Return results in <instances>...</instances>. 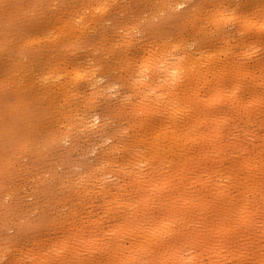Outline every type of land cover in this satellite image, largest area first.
<instances>
[{
	"label": "rangeland",
	"instance_id": "rangeland-1",
	"mask_svg": "<svg viewBox=\"0 0 264 264\" xmlns=\"http://www.w3.org/2000/svg\"><path fill=\"white\" fill-rule=\"evenodd\" d=\"M233 11L235 12L237 20L235 22H229V16ZM185 32L191 37V40L188 41L189 43L192 41L196 42L195 48L190 49L188 52L191 58V62L188 64L191 68H188V71L190 72L192 69L191 73L195 75L196 72L194 70H196L197 67H195L194 64H197L196 66L199 67V70H196L198 73L196 76L199 77L198 81L195 79L196 84L194 80L192 81V78L189 77V79L191 78L190 82L192 81L189 89L194 87V94L197 93V95L193 94L194 97L199 96V99H201L200 101L198 97L192 98L194 102L198 99L201 104L200 102L197 104L201 106L202 103L206 101V98L203 97H208L209 95L205 96V94H208L210 91L214 94L216 90H218L216 92H220L222 91L221 89L224 88L222 93L224 92V95L227 94L223 100L222 98L219 100L221 103L217 100L220 104L214 102L216 106L218 105L217 107L212 104L218 108V112L217 110L214 112L212 106L209 110L205 111L206 109L204 106H206L207 109L209 106L203 103L204 106L202 105L201 109L204 107L205 113L203 110H198L197 115L198 113L200 116H202V113L207 115V112L211 109L213 112L209 113V120L211 117H219L221 119L223 117L225 122L223 123L226 126L224 124L222 125V123L220 124L221 129H219V132L222 133H218V137H221L224 133V136L221 137L222 141L223 143L225 142V144L228 142L230 145H223L222 142L220 143L221 139L218 138L219 142L218 140H216V142L221 144L225 150L216 155L213 150L214 147L211 146L213 143L210 144L209 141L212 140L209 138H213L216 135L211 132L212 130L209 132V140L207 139L208 136L206 139L203 138V142L198 141L199 146L196 143L197 141L192 143L191 139L187 142L188 144H183L184 148L182 152H184L185 148L187 149V145H191L189 149H187L188 152L186 151L190 156L192 154L199 156L197 154L198 151L200 154H204L205 151L203 152V149L208 150L205 153L207 155H204V157L202 155L200 156L201 158L196 159L197 162L198 160H202L199 161L201 162L199 165H203V163L208 165L209 163V166L213 169L209 166L207 168V166L204 165L203 167L205 168L202 169L200 166L201 170L199 169L200 167L197 168L200 171L195 169L197 171L194 170L195 172H192V180H189L191 176L188 174V178L187 175L185 177L179 175L178 179H181V181L185 183L184 185H181L182 183L180 184L176 176L170 181L173 183L175 181V184L177 182L179 183L178 186H176V190L180 186L178 193L182 192L180 189L185 188L190 190L193 185L192 188H195L194 190L183 191V193H186L184 197H193V200L195 199L194 201L198 202L199 200L201 202L198 203L201 204L203 202L202 205H208V211L211 213H207L206 207L202 206L201 209L200 206H198L199 209L202 210L198 211L196 210V206H193L189 209V213L201 212L202 215L199 216L202 217L198 222L201 220V222H203L205 219H208L207 223H205L206 220L204 222V224L207 225H203L202 227L200 226L202 223L199 222L194 225L193 223H188L190 226H180L178 224L179 227L174 224L172 227L177 234L173 232L172 235L177 238H175L176 240H179L178 242L180 243L178 245H184L181 247L182 254L180 257L182 262L184 259H188L184 261L183 264H254V262L256 264L257 258H254L258 257V253H260L258 259L262 260L260 257L264 256L262 253L264 251V229H262L264 228V218L262 219L259 217H263L264 215V0H0V264H98L99 262H103L102 264H104V261L106 263L109 260L115 262L113 258H120V260L117 259L118 261L116 260V262L121 261V264H160V261H167L162 257L164 251L160 252L161 248L157 254H147L146 257L143 253H129V250L127 251L123 248L114 249L112 248L114 247L112 245L113 242L108 243L113 239L114 227L119 225L117 224L114 226L111 223H119V220L125 223L126 217L129 215L128 204L139 199L137 198L140 197L139 193L145 194V190L142 188L143 186L137 187V185H142L143 182H147L148 176H140L139 174L135 176V174H133V178H137V181L139 179L138 183L135 182L136 180L134 183L131 180L132 176L128 174L126 177L119 168L127 166L126 160L128 161L129 155H131L133 150L135 151V149H138L139 146H136L135 140H139V138L142 139L147 134V136H149V134L151 135L149 132L154 131L156 128L154 126H157L153 124H157L155 118H157V114L161 113L164 109L161 108L162 110L159 109L160 111H155V113L158 112L155 114L154 109H156L155 106L157 107L159 102H155V105V103L152 102L153 100L149 99L147 103L144 104L147 100V97L144 95L151 90H149L146 85L147 81V83L150 82L149 87L152 86L151 88H153L154 86L156 92L159 91V84H154V81L146 79V76L145 79L144 77L137 76L135 82H122L119 87L114 83L104 84L102 79L104 75L101 70L102 66L96 65V60L99 58L100 54L103 53L105 64L108 62L124 64L131 61L134 66L138 68L139 64L137 62L142 63V60L144 62L145 59H151V56L155 57V54H159L161 50H164L165 46L167 47V41L169 39L176 41L187 39L184 35ZM146 37H151V39H146ZM152 53H154V55ZM206 57L207 60L209 58L211 61H207ZM210 57H213L214 61ZM194 58H200V61H192ZM200 63L204 64V66ZM231 63L233 64V69ZM213 65L216 66L213 67ZM193 66L195 69L192 68ZM230 67L234 71H232ZM226 68L230 70L229 76L227 74V76H225L224 71H228ZM211 69H214L213 71L215 73L211 72ZM220 70L223 71L221 73L224 74L225 79L221 78V80L217 77L218 74H216V71L219 72ZM190 75L189 73V76ZM194 75L193 79L195 78ZM236 78L239 79L237 80ZM141 79H144L145 83ZM233 80H235V83ZM90 81L91 83H89ZM228 81L231 82L228 83ZM224 83H226V85ZM92 84H95L97 93L103 92L109 96L120 97L119 106L114 105L111 111H104L96 105H92L88 109H85L84 105L86 101L82 98L81 85H88L89 95H94ZM220 84H223L222 88H220ZM231 85L235 88H231ZM126 86L129 90L123 91ZM155 86L157 88H155ZM171 88L173 89L174 87ZM172 89H170L171 92ZM195 89L199 91L197 92ZM212 89L214 91H212ZM170 90L164 92L166 94H163L162 97L174 95L171 94ZM183 91L186 92L189 90L177 89L179 94L181 92L183 93ZM156 92L155 94H158L157 96L151 92L152 98L154 99L155 96L156 98H161L160 92ZM204 99L205 101H202ZM150 102L151 105L154 104L153 107L149 105ZM140 103L144 106L143 108L147 107L146 109L150 110H146V112L145 109H143V111ZM163 103L166 105L165 102ZM160 105L161 104H159L158 108H160ZM198 105H193V107L195 106L194 110H197L196 107L199 108ZM151 109L153 112H151ZM149 111L154 114L153 117H151L152 115ZM159 117L157 119H159ZM15 119L16 122H14ZM147 120L148 123H150V120L154 121L150 123L149 130L151 131L146 130L145 126L149 125L146 122ZM152 124L154 127L153 129L151 128ZM148 128L149 127H147V129ZM212 129L214 131V127ZM233 133L234 135H232ZM196 138L200 139V137ZM215 139L217 138L215 137L213 142H215ZM229 139H232V141L236 140L237 143H234V145L237 147L232 145V143L228 141ZM205 141H207L208 144ZM200 142H202V145ZM134 145L137 148H135ZM193 147H197L198 149L196 148V150ZM238 147L240 150L237 149ZM209 148L213 151H210ZM200 150L202 151L200 152ZM239 154L242 155L240 156ZM205 156L206 158L208 157L206 160H204ZM210 156L213 157L209 158ZM219 156H223L222 158L224 159L220 158L218 160ZM244 156L247 158V160L244 158L247 162L246 169L240 166V162L244 161ZM191 157H193V155ZM241 159L242 161H240L238 165V160ZM253 165L256 166V168ZM231 168L232 172L230 171ZM240 168H242V170ZM259 168H261L260 170L263 171V174L260 173ZM113 169L119 171V173L117 171L115 172ZM205 169L209 174L206 175L204 173V175H201L203 174L201 171ZM228 171H230L231 176L233 174L232 177L237 175L234 181L236 185L233 184V181V185H230L227 179H224L227 177L226 175H229L227 174L229 173ZM251 171L252 173H249ZM197 172L200 173V176H203L200 180H205V184L203 183L200 185L199 181L195 182L199 180L196 179V177L198 178L199 176L198 174L194 177V173ZM253 173H255V175ZM219 174L220 176H218ZM243 174H245L246 177ZM108 177H110V179ZM103 178H106V180ZM237 178H239V180H237ZM255 179L258 180L261 187L256 189L257 186H254V190L252 186L257 182ZM211 180L215 181V184H213ZM249 180L250 182L253 180V182L250 183ZM216 182L218 184L220 183V185L217 186L218 184ZM241 182L243 184L240 186L239 183L241 184ZM171 183L170 185L173 186ZM221 183H225V185L229 184L228 190L227 188L226 190H221L220 188H224ZM144 184L147 185V183H143V185ZM246 184L252 185L247 186ZM216 186L218 188H215ZM135 187L142 188L144 191L141 192L139 189L140 192L138 190L134 191L137 189ZM246 187H248V189ZM172 189L171 193L173 194L174 192L176 195L177 191L175 187L173 186ZM200 189L202 195L201 191H199ZM195 192H198V194H195ZM183 193L181 195H183ZM187 193L190 194L188 195ZM232 193L234 195H232ZM191 194L197 196H191ZM114 195L117 196L115 197ZM155 195H153L155 197L151 195L149 197L150 202L147 203L153 211H156V204L159 205V202H163L162 196H164V193L163 195L160 194V198L157 197L159 194ZM200 195L204 196L201 198ZM207 195L210 196L208 197ZM240 195L241 197L243 196V198H241ZM178 196L175 199L179 201ZM215 196H219L223 199L219 197L216 198ZM230 198L233 199V201H231ZM108 199L110 200L108 201ZM254 199H256V202L258 201L257 204ZM112 200L114 201L112 202ZM126 200H128V204H125ZM158 200L159 202H157ZM224 200L227 204L224 203ZM243 200H245V203L241 204L240 202ZM210 202L211 204H207ZM233 202L235 204H232ZM228 203H230L229 205L231 206H229ZM211 205H213V207ZM232 205L236 208L242 207V209L240 208L242 211L239 212V209H236L234 206L236 211H233ZM240 205H244L246 209ZM149 206L145 207L149 209ZM214 206H216L217 209H215ZM227 206L228 208H226ZM253 206L258 207L257 210H255ZM121 207H124L126 210L128 209V214L126 213L127 216ZM194 207L195 210L193 209ZM221 207L224 208L222 209ZM218 208L220 211L217 212V210H219ZM247 208L251 209L249 211H251L252 214L249 213ZM259 208L260 210L262 209L261 212ZM111 209H115V211H111ZM125 209L124 211L126 212ZM212 209L213 212L215 211L219 215L213 213ZM230 210H232V214ZM245 210L248 213H244ZM131 212L133 211L131 210ZM256 213H258V215ZM139 214L141 216L143 213ZM238 214H240L239 217ZM130 215L129 217H131ZM193 216L189 215V218H193ZM203 216H205V218ZM206 216L209 218H206ZM242 216L245 217V220H243ZM247 216L252 217L249 218ZM123 217H125V220ZM222 217H224V219ZM139 218L140 220L142 219L141 217ZM238 219L245 222L248 219L247 221H250L252 224L254 221L255 222L247 228V222L242 223ZM256 219L259 220L256 221ZM127 220L130 219L128 218ZM211 223H213V226ZM197 224H200V227H198ZM206 226H210V230L206 228ZM199 228L204 232L205 229L209 230L208 233L211 232L209 235L210 240H207L208 244L206 246L202 243L204 242L202 241L203 239L199 238V233L203 232L200 231L201 229ZM260 231L262 232L260 233ZM238 232L239 235H245L247 233L246 235H249L250 238L243 235L244 240H242L243 237L241 236L242 239L240 238L241 241L238 242L240 240V236L237 234ZM123 234V238H120V242L122 243L124 236L126 240L123 241V244H120L123 246L127 245L128 247L130 238L128 239L127 235L125 233ZM233 234H237V238H235L236 236ZM196 235H198V237ZM230 235L235 238L234 241L230 238ZM258 236L260 237L258 238ZM90 237L93 239L95 238L96 241L97 239L99 240L97 242L93 240L92 242ZM220 237H228L231 243ZM211 238H214V240ZM246 238H249V240ZM108 239L110 240L108 241ZM223 239L226 242H223ZM236 239H238V241H236ZM100 240H106V244L104 242L106 246L102 245V241V244L100 246L98 245L99 247L97 248V244L101 243ZM256 240L258 243H254ZM252 241L253 244L258 245L251 244ZM259 241H261V244ZM94 242L96 245H94ZM249 242L251 245H249ZM91 243H93V245ZM224 243H226V245L228 243L230 246L228 245L226 248L224 247ZM233 243L237 245V247ZM241 243H246V245H242ZM201 244H204V246ZM221 244H223V247H221ZM204 247L207 248L205 249ZM243 247H246V249L243 250ZM257 250L258 252L255 254ZM122 251H125L124 254L129 253L131 255H121ZM154 251H156V249ZM229 251L231 252L229 253ZM232 252H234L233 255ZM252 252L255 255L254 257L248 255ZM159 253L160 255H158ZM244 255H246L247 258ZM187 256H191L192 258ZM241 256H243L244 259H242ZM251 258L254 261L253 263ZM192 261H194V263H192ZM163 262L161 264H168V262Z\"/></svg>",
	"mask_w": 264,
	"mask_h": 264
},
{
	"label": "bare ground",
	"instance_id": "bare-ground-1",
	"mask_svg": "<svg viewBox=\"0 0 264 264\" xmlns=\"http://www.w3.org/2000/svg\"><path fill=\"white\" fill-rule=\"evenodd\" d=\"M175 3V2H174ZM172 5V4H171ZM173 10V9H172ZM220 11V10H219ZM221 14V13H220ZM211 16V15H210ZM224 17V16H223ZM79 18V17H78ZM214 18V17H213ZM224 19V18H223ZM76 21V20H75ZM220 21V20H219ZM217 23V22H216ZM205 24V23H204ZM224 24V23H223ZM200 25H202V24H200ZM65 26V25H64ZM9 27V26H8ZM59 27V26H58ZM80 28V27H79ZM58 35V34H57ZM236 39V38H235ZM6 41V40H5ZM164 41V40H163ZM165 42V41H164ZM165 44H166V42H165ZM162 45V44H161ZM244 45V44H243ZM166 47V46H165ZM165 47H164V49H165ZM40 48V47H39ZM12 51V50H11ZM159 52V51H158ZM209 52H210V50H209ZM157 53V52H156ZM163 53V50H161L160 52H159V54H162ZM202 53V52H201ZM205 53V52H204ZM216 53V52H215ZM215 53H214V55H215ZM153 55H154V53H152ZM218 54V53H217ZM1 55V54H0ZM156 56L158 55V53L157 54H155ZM199 55V54H198ZM208 55H209V53H208ZM211 55V54H210ZM151 56V55H150ZM206 56V55H205ZM217 56V55H216ZM1 57V56H0ZM208 57V56H207ZM207 57H206V60H207ZM220 57V56H219ZM146 58V57H145ZM151 58H154L153 56H151ZM212 60H213V57H210ZM191 59V58H190ZM200 58H198V59H195L194 58V60H192V61H195V60H199ZM219 59V58H218ZM140 60V59H139ZM208 60L209 61H211L209 58H208ZM207 60V61H208ZM220 60V59H219ZM127 61V60H126ZM196 61V62H197ZM200 61V60H199ZM204 61V60H203ZM214 61V60H213ZM190 62H191V60H190ZM195 62V63H196ZM234 62V61H233ZM142 63H143V60H142ZM211 64H213L212 62H210ZM219 63V62H218ZM240 63V62H239ZM194 64V63H193ZM201 64V63H200ZM232 64V63H231ZM237 64V63H236ZM261 64V63H260ZM192 65V64H191ZM197 65V64H196ZM195 64H194V66L195 67H197V69L199 68L198 66H196ZM199 65V64H198ZM202 66H204V64H201ZM206 65V64H205ZM207 65H209V64H207ZM218 65V64H217ZM222 65H224V64H222ZM244 65V64H243ZM192 67V68H194L195 69V67ZM216 66V65H215ZM214 65H213V67H215ZM247 66V65H246ZM263 66V65H262ZM1 67V66H0ZM212 67V68H213ZM222 67V66H221ZM219 68V69H222V68ZM228 67V66H227ZM236 67V66H235ZM235 67H234V69H235ZM239 67H240V65H239ZM239 67H237V68H239ZM243 67V66H242ZM164 68H168V66L167 65H164ZM188 68L190 69L191 68V66H188ZM206 68V67H205ZM217 68V67H216ZM259 68H262V67H259ZM188 69V70H189ZM196 69V70H197ZM225 69V68H224ZM226 69H228V68H226ZM230 69H231V67H230ZM232 69H233V64H232ZM231 69V70H232ZM254 69V68H253ZM78 70V69H77ZM196 70H194L195 72H196V74L198 75V73H197V71ZM199 70V69H198ZM212 70V71H211ZM210 71L211 72H214L213 70L214 69H211ZM237 70V69H236ZM235 70V71H236ZM255 70V69H254ZM57 71V70H56ZM79 71V70H78ZM157 70H153V72H151V73H147L146 74V79H149L150 81H154V77H155V79L158 81V79H159V77H157V76H155V72H156ZM191 71H192V69L190 70V72L189 71H187V75L185 76V78L183 79V81L182 82H180V83H178L177 85H175V86H173L174 88H176V89H172V88H169L168 90H170V89H172V92H171V90H170V92H171V94H174V95H172V96H174V97H172L171 95V97L169 96V95H167V97H162V95L163 94H166V93H159V91L158 92H156V93H159V94H161V98H156V96L158 95H156L155 94V92L153 91V89H154V86H153V88H151V87H149L150 85H149V83H147L146 82V85L148 86V89L150 90V92L148 91V93L146 92V94L144 95L143 93V95L145 96V97H147L146 99V101L144 102V104L145 103H147V101L149 100V99H151V100H153L152 102L153 103H155V102H159V104H163L162 106L160 105V108H158V106H159V104H157V107L155 106V108L157 109H154V113H155V111H158L159 109L160 110H162L161 108H163L164 110L163 111H161V113H159V114H157L158 115V117H159V115H160V117H159V119H157V118H155L157 121H156V123L157 124H155V123H153L154 125H157V126H154V127H156L155 129H154V131H151V130H149L150 129V123H152V122H154V121H151L150 120V123H148V120L146 121L149 125H147V126H145L146 127V130H149V131H151V132H149V133H151V135L149 134V136H147V135H145L144 136V138H142V139H140L139 137V140H135V142H136V146L138 147V149H135V151L133 150L132 152H131V155H129L128 153V155H129V157H128V161L126 160V164H127V166H122V168H119L120 170H121V172H123L122 174H125L126 175V177H127V175L129 174L130 176H132V178H133V174H135V176H137V174H139L140 176L141 175H146V176H148V178H147V182H143V183H147V185H143V183H142V181H141V183H142V185L141 184H138V185H140V186H138L137 185V187H142V188H144V190L142 189V188H137V187H135V188H137V189H135L134 191H136V190H141V192L142 191H144L145 192V194H141V193H139L140 195V197H137V198H139V199H137L136 201H134V202H131V203H129L128 204V200H126V202H125V204H128L129 205V215L131 216V217H129V215H128V217H126L127 215H126V213H127V211H128V209L126 210L124 207V209L126 210V212L124 211V209L121 207V209L123 210V212L125 213V217H126V222L124 223V222H121V220H119V223L118 222H116V224H114V223H111V224H113L114 226H116L117 224H119V225H117L116 227H114V229H113V231H114V234H113V239H112V241L110 242L109 240L110 239H108V243H112L113 242V246L114 247H112V248H114V249H119V248H123V249H126L127 251L129 250V253L131 252H138V253H143L144 255H146V257H147V254H152L153 255V253L154 254H157V252H159V249H160V252L161 251H164V255L162 256L163 257V259H165V260H167L166 262H168V264H183L184 263V261H187V259L185 260L184 259V261L182 262V260H181V254H182V249H181V247H183V246H181V245H178L180 242H178L179 240H176L177 238L174 236V235H172V233L174 232L175 233V230H174V228L172 227L174 224H176L177 226H181V225H185V226H188L190 223H193V225L195 224V223H202V225H200V226H202L203 227V225L205 226V225H207V224H204V222H205V220L203 221V222H201V221H199L198 222V220L199 219H201V217L202 216H199V215H202L201 214V212L199 213L198 211H202L201 209H202V204H203V202H202V204L201 203H198V202H201V201H199L198 200V202H196V201H194L193 200V197H184V196H186V195H184V194H186V193H183V191H188L187 189H180V190H182V192H180V193H178L179 192V188H180V186L178 187V189L176 190V186H178V182L175 184V181H174V183L172 182V181H170L171 179H173V177H175L176 176V178L178 179V176L179 175H181L182 177L184 176H186L187 174L189 175V176H193V173L192 172H195V171H197V170H201V167H202V169L203 168H205V167H203V165L204 166H207V168H208V166H209V163H208V165H205L204 163H203V165H199L201 162H199V161H202V160H198V162H197V159H199V158H201L200 156H202L203 155V157H204V155H207V154H205L208 150H204L203 149V152L205 151V153L204 154H200L199 153V151L197 152V154L199 155V156H197V155H194V154H192L193 155V157H191L190 155H189V153H186V151H187V149H189V146H191V145H187V149L185 148L184 149V152H182V150H183V148H184V146H183V144L184 143H186V144H188L187 142H189V139H191L192 140V143L193 142H196L197 144H198V141H202L203 142V138H205L206 139V137H207V139L209 138V132L211 131L212 133H215L216 135L219 133V134H221L220 132H219V129H221V127H220V124L222 123V125L225 123L224 122V120H223V117H222V119L221 118H210V120H209V113H211V112H215L216 110H217V112L219 111L218 110V108H216L217 106H216V104L215 103H217V104H220L221 102L219 101V100H221V98H222V100H223V98H225L226 97V95H224L223 93H222V91H223V89H221L222 91H220V92H216V91H218V90H216L215 92H214V94L212 95L210 92V94L208 93V94H205V96L207 95H209L208 97H203V98H206V101H205V99L204 100H202V101H205V102H203L204 103V105H208L209 107H208V109L206 108V106H204L203 105V103H202V105L205 107V111H207V110H209V108L212 106V108H213V111H211V109H210V111L209 112H207V115L206 114H204L205 113V111H204V107H202V109H201V106H199L197 103L198 102H200L201 101V99H199L200 97L199 96H197L198 97V99L200 100V101H198V99L194 102V99H192V98H197L196 96L194 97V95L196 94L197 95V93H195L194 94V91H193V89H194V87L192 88L191 87V89H189L190 88V86H191V82L194 80V83L196 84V81H195V79L198 81L199 80V77L198 76H196V74L194 75L193 73H191ZM201 71V70H200ZM204 71H205V69H204ZM229 69H228V71H226V72H228V73H226L225 71H224V73H225V76H227L228 74H229ZM232 71H234V70H232ZM240 71V70H239ZM247 71V70H246ZM199 72V71H198ZM217 73L216 74H218V78L219 79H225V76H224V74L223 73H221V72H223V71H216ZM254 72V71H253ZM259 72V71H258ZM57 73V72H56ZM189 73L192 75H190L189 76ZM200 73V72H199ZM205 73V72H204ZM215 73V72H214ZM213 73V74H214ZM232 73V72H231ZM236 73H239V72H236ZM235 73V74H236ZM91 74V73H90ZM201 74V73H200ZM203 74V73H202ZM227 74V75H226ZM233 74V73H232ZM231 74V75H232ZM255 74V73H254ZM60 75V74H59ZM79 75V74H78ZM193 75L195 76V78L193 79ZM50 76H51V74H50ZM81 76V75H80ZM204 76V75H203ZM229 76V75H228ZM233 76V75H232ZM263 76V75H262ZM57 77H59V76H57ZM189 77H191L190 79L192 80L191 82H190V79H189ZM196 77H198V78H196ZM202 77V76H201ZM216 77V78H217ZM234 77V76H233ZM237 77V76H236ZM55 78V77H54ZM141 78V77H140ZM215 78V77H214ZM239 78H241V77H239ZM239 78H236L237 80L239 79ZM264 78V77H263ZM103 79V78H102ZM144 79H145V76H144ZM144 79L142 80V81H144ZM221 79V80H222ZM233 79V78H232ZM49 80V79H48ZM140 80V79H139ZM202 80H203V78H202ZM214 80V79H213ZM228 80H229V78H228ZM236 80V81H237ZM216 81V80H215ZM227 81V80H226ZM138 82H140V81H138ZM213 82V81H212ZM231 82V81H230ZM229 81H228V83H230ZM233 82L235 83V80H233ZM232 82V83H233ZM239 82V81H238ZM63 83V82H62ZM144 83H145V81H144ZM143 83V84H144ZM221 83V82H220ZM231 83V84H232ZM249 83V82H248ZM78 84V83H77ZM141 84V83H140ZM154 84H156L155 82H154ZM158 84V83H157ZM194 84V85H195ZM225 85H226V83H224ZM245 84V83H244ZM142 85V84H141ZM212 85V84H211ZM237 85V84H236ZM235 85V86H236ZM238 85H240V84H238ZM147 86H146V88H147ZM196 86V85H195ZM215 86H216V84H215ZM222 86H223V84H220V88H222ZM245 86V85H244ZM243 86V87H244ZM203 87V86H202ZM226 87V86H225ZM229 87V86H228ZM234 86H232L231 85V88H233ZM242 87V86H241ZM155 88H157L156 86H155ZM159 88V87H158ZM196 88H197V86H196ZM205 88V87H204ZM209 88V87H208ZM216 88H217V86H216ZM235 88V87H234ZM247 88V87H246ZM253 88V87H252ZM261 88V87H260ZM43 89V88H42ZM145 89V88H144ZM177 89L179 90V89H181V90H189V91H186V92H184L183 91V93L181 92L180 94L177 92ZM215 89V88H214ZM168 90H167V92H168ZM196 90V89H195ZM220 90V89H219ZM227 90V89H226ZM229 90H230V88H229ZM110 91V90H109ZM141 91V90H140ZM145 91H147V90H145ZM197 92L199 91V90H196ZM212 91H214L213 89H212ZM244 91V90H243ZM71 92V91H70ZM133 92V91H132ZM144 92V91H143ZM151 92H153L154 94V96H155V98L153 99L152 98V95H151ZM208 92V91H207ZM233 92V91H232ZM69 93V92H68ZM251 93H252V91H251ZM261 93V92H260ZM194 94V95H193ZM203 94V93H202ZM201 94V95H202ZM258 94V93H257ZM126 96V95H125ZM141 96V95H140ZM144 96H143V98H144ZM153 96V97H154ZM224 96V97H223ZM202 97V96H201ZM228 97V96H227ZM18 98V97H17ZM124 98V97H123ZM128 98V97H127ZM202 98V99H203ZM125 99V98H124ZM247 99V98H246ZM129 100V99H128ZM216 100V101H215ZM217 100L220 102V103H218L217 102ZM226 100V99H225ZM252 100V99H251ZM261 100V99H260ZM130 101V100H129ZM137 101H138V99H137ZM142 101H144V100H142ZM248 101V100H247ZM37 102V101H36ZM139 102H141V101H139ZM163 102H165V104L166 105H164V103ZM196 103V104H194V103ZM215 102V103H214ZM222 102H224V101H222ZM21 104V103H20ZM24 104V103H23ZM137 104H138V102H137ZM200 104H201V102H200ZM212 104H214V105H212ZM224 104V103H223ZM10 105V104H9ZM25 105V104H24ZM140 105L142 106V103H140ZM148 105V104H147ZM149 105H151V102H150V104ZM154 105V104H153ZM153 105H151L152 107H153ZM155 105H156V103H155ZM193 105H198V107L199 108H197L196 107V109L197 110H194V107H193ZM11 106V105H10ZM166 106V107H165ZM214 106V107H213ZM220 106V105H219ZM232 106V105H231ZM67 107V106H66ZM138 107V106H137ZM144 106H142V110L143 109H145V111L146 110H150V109H146V108H143ZM150 107V106H149ZM17 108V107H16ZM214 108H215V110H214ZM15 109V108H14ZM25 109H27V108H25ZM235 109V108H234ZM152 110V109H151ZM159 110V111H160ZM198 110H200V111H202L203 110V112L204 113H202V116H200V114L198 113V115H197V112H198ZM16 111V110H15ZM14 111V112H15ZM89 111V110H88ZM144 111V110H143ZM199 111V112H200ZM8 112V111H7ZM18 112V111H17ZM24 112V111H23ZM147 112V111H146ZM150 112V111H149ZM151 112H153V110L151 111ZM150 112V113H151ZM163 112V113H162ZM223 112V111H222ZM221 112V113H222ZM85 113V112H84ZM156 113H158V112H156ZM155 113V114H156ZM220 113V112H219ZM218 113V114H219ZM6 114V113H5ZM9 114H10V111H9ZM17 114V113H16ZM78 114V113H77ZM145 114V113H144ZM151 117H153V115L154 114H152L151 113ZM11 116V115H10ZM18 116V115H17ZM20 116V115H19ZM29 116V115H28ZM1 117V116H0ZM3 117V116H2ZM22 117V116H21ZM146 118V117H145ZM1 119V118H0ZM10 119V118H9ZM17 119V118H16ZM16 119H15V121L14 122H16ZM147 119V118H146ZM154 119V120H155ZM225 119V118H224ZM6 120H8V119H6ZM24 120V119H23ZM22 120V121H23ZM13 121V120H12ZM11 121V122H12ZM10 122V123H11ZM75 122H76V120H75ZM143 122V121H142ZM146 122H145V124H146ZM224 122V123H223ZM9 123V122H8ZM77 123V122H76ZM79 123H80V120H79ZM140 123V122H139ZM7 124V123H6ZM138 124V123H137ZM136 124V125H137ZM141 124V123H140ZM144 124V125H145ZM153 124H152V126H151V128L153 129L154 127H153ZM15 125H16V123H15ZM144 125H141V126H144ZM225 125V124H224ZM226 126V125H225ZM19 127V126H18ZM138 127H139V125H138ZM147 127H149L148 129H147ZM214 127V131H216V132H214L213 131V128ZM140 128H142V127H140ZM144 128V127H143ZM145 129V128H144ZM146 130H144V131H146ZM227 130H229V129H227ZM2 131V130H1ZM8 131V130H7ZM138 131V130H137ZM3 132V131H2ZM140 132V131H139ZM138 132V133H139ZM227 133V132H226ZM225 133V134H226ZM136 134V133H135ZM219 134L216 136H211V137H213V138H209V139H212V140H209L210 141V144L211 143H213V144H211V146L212 147H214V151H215V153H216V155L217 154H220V152H223L225 149L222 147V145L221 144H219V143H217L216 142V140H218V142H219V139H221L220 140V143L222 142L223 143V141H222V136H224V133L222 134V136L221 137H218L219 136ZM247 134V133H246ZM139 135V134H138ZM232 135H234V133L232 134ZM231 135V136H232ZM1 136V135H0ZM140 136H142V135H140ZM229 136V135H228ZM165 137H166V139H165ZM196 137H200V139H197ZM201 137H202V139H201ZM217 138V139H215V142H213V140H214V138ZM1 138V137H0ZM219 138V139H218ZM236 138H237V136H236ZM246 139V138H245ZM234 140V139H233ZM4 141V140H3ZM228 141H230L231 143H232V145H234V143H237L236 142V140H234V141H232V139L230 140H228ZM250 141V140H249ZM132 142V141H131ZM134 142V141H133ZM202 142H200L201 143V145H202ZM205 142H207V141H205ZM1 143H3V142H1ZM227 144H229L230 145V143H228V142H226ZM129 144V143H128ZM185 144V145H186ZM189 144H191V143H189ZM207 144H208V142H207ZM206 144V145H207ZM227 144H225V142L223 143V145H226L227 146ZM4 145V144H3ZM196 145V144H195ZM204 145V144H203ZM238 145V144H237ZM127 146V145H126ZM125 146V147H126ZM135 146V145H134ZM134 146H133V148H134ZM135 146V148H137ZM198 146H199V144H198ZM225 146V147H226ZM234 146H236V145H234ZM195 147V146H194ZM193 147V148H194ZM206 147H208V146H206ZM237 147V146H236ZM127 148V147H126ZM197 148V147H196ZM196 148H194V149H196ZM193 149V150H194ZM198 149V148H197ZM196 149V150H197ZM201 149V148H200ZM208 149V148H207ZM210 149V148H209ZM237 149H239L240 150V148L238 147ZM242 149V148H241ZM247 149V148H246ZM258 149V148H257ZM124 150V149H123ZM127 150V149H126ZM131 150V149H130ZM213 150H211L210 149V151H213ZM231 150V149H230ZM243 150V149H242ZM241 150V151H242ZM129 151V150H128ZM202 150H200V152H201ZM209 151V152H210ZM244 151V150H243ZM246 151V150H245ZM127 152V151H126ZM130 152V151H129ZM188 152V151H187ZM202 152V153H203ZM240 152V151H239ZM211 153V152H210ZM231 153V152H230ZM126 155V154H125ZM183 155V156H182ZM215 155V154H214ZM229 155V154H228ZM227 155V156H228ZM240 155V154H239ZM242 155V154H241ZM240 155V156H241ZM250 155V154H249ZM196 156V157H195ZM231 156V155H230ZM254 156V155H253ZM202 157V158H203ZM211 157H213V156H210L209 158H211ZM223 156H219V158H218V160L221 158V159H224V158H222ZM9 158V157H8ZM124 158V157H123ZM197 158V159H196ZM208 158V157H207ZM206 158V156H205V159L204 160H206L207 159ZM217 158V157H216ZM244 158H246L245 156L243 157V160H244ZM126 159H127V157H126ZM213 159V158H212ZM212 159H210V160H212ZM215 159V158H214ZM256 159H257V157H256ZM246 160H247V158H246ZM124 161V160H123ZM209 161V160H208ZM215 161V160H214ZM240 161H242V159L241 160H238V165H239V162ZM249 161V160H248ZM258 161V160H257ZM129 162H132L133 164H135V165H139V167H135V168H129L128 167V165H129ZM211 162V161H210ZM234 162V161H233ZM252 162H254V161H252ZM264 162V161H263ZM118 163V162H117ZM236 163V162H235ZM235 163H233V164H235ZM256 163V162H255ZM254 163V164H255ZM232 164V165H233ZM118 165V164H117ZM121 165V164H120ZM125 165V164H124ZM212 165V164H211ZM230 165V164H229ZM238 165H236V166H238ZM119 166V165H118ZM118 166H117V169H118ZM201 166V167H200ZM226 166V165H225ZM234 166V165H233ZM240 166L241 167H243L244 169H246L247 168V162L244 160L243 162H240ZM254 166V165H253ZM200 167V168H199ZM211 169H213L211 166H209ZM227 167V166H226ZM251 167V166H250ZM249 167V168H250ZM255 168H256V166H254ZM197 168H199V169H197ZM206 168V169H207ZM234 168H236V167H234ZM248 168V169H249ZM252 168V167H251ZM254 168V169H255ZM262 168V167H261ZM261 168H259V170L261 169ZM195 169H197V170H195ZM206 169L205 170H203V171H201V173H203V174H201V175H204V173L207 175V174H209V173H207L206 172ZM241 170H242V168H240ZM253 169V170H254ZM258 169V168H257ZM257 169H256V172H257ZM115 172L117 171V170H115V169H113ZM195 170V171H194ZM199 170V171H200ZM221 170V169H220ZM225 170V169H224ZM232 170V168L230 169V171ZM250 170V169H249ZM252 170V169H251ZM258 170V171H259ZM211 171V170H210ZM209 171V172H210ZM218 171V170H217ZM222 171V170H221ZM230 171H228L229 173H227V174H229V175H226V173H225V175L227 176H225L226 178H224V179H227V182H229L230 183V185L232 184V181L234 182L236 179H235V177H237V175H234V177H232L233 176V174H232V176L230 175ZM237 171V170H236ZM245 171H247V170H245ZM262 170H260V173H262L263 174V171L261 172ZM118 173H119V171H117ZM224 172V171H223ZM225 172H226V170H225ZM232 172V171H231ZM248 172V171H247ZM255 172V173H256ZM107 173V172H106ZM117 173V174H118ZM192 175H191V174ZM213 173V172H212ZM215 173V172H214ZM218 173H220V172H218ZM249 173H252V171L251 172H249ZM255 173H253L254 175H255ZM117 174H115V175H117ZM196 174H200V173H194V177L196 176ZM113 175V174H112ZM188 175H187V178H188ZM205 175V176H206ZM241 175V174H240ZM244 176H245V174H243ZM248 175V174H247ZM256 175H257V173H256ZM259 175V174H258ZM261 175V174H260ZM264 175V174H263ZM108 176V175H107ZM114 176V175H113ZM139 176V177H140ZM218 176H220V174L218 175ZM223 176V175H222ZM250 176V175H249ZM249 176H248V179H249ZM251 176H253V175H251ZM116 177V176H115ZM126 177H125V179H126ZM143 177V176H142ZM191 177H189V180H192L193 179V177L191 178ZM203 176H198V178L196 177V179H199V180H196L195 178V182H197V181H199L200 182V185H202L203 183H204V181L205 180H200V178H202ZM207 177V176H206ZM240 177V176H239ZM243 177V176H242ZM246 177V176H245ZM262 177V176H261ZM109 179H110V177H108ZM129 178V177H128ZM131 178V180L134 182L135 180V182H137L138 183V181H139V179H138V181H137V178H133L132 179ZM141 178V177H140ZM143 178H146V177H143ZM191 178V179H190ZM220 178V177H219ZM244 178V177H243ZM254 178V177H253ZM255 178H257V177H255ZM103 179H105L106 180V178H103ZM102 179V180H103ZM206 179H208V178H206ZM246 179V178H245ZM251 179V178H250ZM258 179V178H257ZM257 179H255V180H257ZM261 179V178H260ZM124 180V179H123ZM129 180V179H128ZM130 180V181H131ZM179 180V179H178ZM237 180H239V178H237ZM254 180V181H255ZM259 180V179H258ZM258 180H257V182H255V185H253L252 187L254 188V186H257V188L256 189H259L260 187H261V185L258 183ZM264 180V179H263ZM131 181V182H132ZM144 181H145V179H144ZM186 181V180H185ZM188 181V180H187ZM203 181V182H202ZM211 181H213V180H211ZM222 181L224 182V180L222 179ZM134 182V183H135ZM172 182V183H171ZM179 182H180V184L181 185H184L185 183H183L182 181H181V179L179 180ZM194 182V183H195ZM206 182V181H205ZM221 182V181H220ZM237 182V181H236ZM249 182H250V180H249ZM251 182H253V180L251 181ZM250 182V183H251ZM260 182V181H259ZM113 183H115V182H113ZM170 183L171 184H173V186L175 187V190L177 191V193H176V195L174 194V192H173V194L171 193L172 191L171 190H173L172 188H173V186L172 185H170ZM191 183H193V182H191ZM217 183V182H216ZM245 183V182H244ZM249 183V184H250ZM261 183V182H260ZM125 184V183H124ZM175 184V185H174ZM199 184V183H198ZM205 184V183H204ZM213 184H215V181H213ZM212 184V185H213ZM218 184V183H217ZM221 184H223V183H221ZM227 184V183H226ZM233 184H235V182L233 183ZM232 184V185H233ZM238 184V183H237ZM243 183L241 182V184L239 183V185L241 186ZM247 185V186H251V185ZM260 185V186H258V185ZM116 185V184H115ZM220 185V183L217 185V186H219ZM229 184H227V185H225V183L223 184V186L222 187H224V188H220L221 190H223V189H225L226 190V188H227V190H228V186ZM236 185V184H235ZM239 185H237V186H239ZM117 186V185H116ZM170 186H172V187H170ZM188 186V185H187ZM215 187V188H218V187ZM227 186V187H226ZM131 187V186H130ZM145 187H146V189H145ZM192 187H193V185H192ZM190 188V190L192 189V190H194L193 188ZM196 187V186H195ZM202 187V186H201ZM208 187H209V185H208ZM207 187V188H208ZM212 187V186H211ZM214 187V186H213ZM259 187V188H258ZM263 187V186H262ZM169 188H171V189H169ZM243 188V187H242ZM247 189H248V187H246ZM204 189H206V188H204ZM209 189H211V188H209ZM230 189V188H229ZM240 189V188H239ZM250 189V188H249ZM189 190V191H190ZM213 190V189H212ZM217 190H219V189H217ZM216 190V191H217ZM220 190V191H221ZM232 190V189H231ZM230 190V191H231ZM241 190V189H240ZM243 190V189H242ZM254 190H255V188H254ZM261 190V189H260ZM112 191V190H111ZM175 191V192H176ZM199 191H201V189L199 190ZM205 191V190H204ZM203 191V192H204ZM208 191V190H207ZM206 191V192H207ZM219 191V192H220ZM237 191V190H236ZM250 191H251V189H250ZM257 191V190H256ZM119 192V191H118ZM218 192V193H219ZM226 192V191H225ZM248 192V191H247ZM163 193H164V196H162L163 198V202H159V200L157 201V202H159L160 204L159 205H157L156 204V206H157V208L155 209L156 211H153L152 209H150V206H149V204H147V203H149L150 201H149V197L152 195H155V194H159V196L157 195V197H159L160 198V196L161 195H163ZM183 193V195H181ZM190 193H192V192H190ZM189 193V194H190ZM205 193V192H204ZM208 193V192H207ZM213 193V192H212ZM211 193V194H212ZM215 193V192H214ZM213 193V194H214ZM222 193V192H221ZM235 193V192H234ZM245 193V192H244ZM259 193V192H258ZM110 194V193H109ZM136 194V193H135ZM161 194V195H160ZM188 194V193H187ZM188 194V195H189ZM195 194H198V192L196 193L195 192ZM216 194V193H215ZM220 194V193H219ZM218 194V195H219ZM223 194H224V192H223ZM227 194H228V191H227ZM247 194V193H246ZM261 194V193H260ZM142 195V196H141ZM178 195H181V196H178ZM192 195H194V194H191V196ZM201 195H202V191H201ZM200 195V196H201ZM232 195H234L233 193H232ZM237 195V194H236ZM261 195H263V194H261ZM115 196V195H114ZM117 196V195H116ZM115 196V197H116ZM127 196V195H126ZM137 196V195H136ZM156 196V195H155ZM155 196H153V197H155ZM178 196V198H179V201L178 200H176L175 198ZM195 197L197 196V195H194ZM199 196V197H200ZM204 196V195H203ZM203 196H201V198L203 197ZM208 196V195H207ZM210 196V195H209ZM208 196V197H209ZM223 196H226V195H223ZM229 196V195H228ZM230 196H231V194H230ZM115 197H114V199H115ZM152 197V198H153ZM181 197V198H180ZM216 197V196H215ZM217 197H219V196H217ZM216 197V198H217ZM237 197V196H236ZM240 197H241V195H240ZM121 198V197H120ZM124 198V197H123ZM190 198H192V199H190ZM200 198V199H201ZM219 198H221V197H219ZM228 198V197H227ZM231 198H234V197H231ZM230 198V199H231ZM238 198H239V196H238ZM241 198H243V196L241 197ZM111 199V198H110ZM110 199H108V201L110 200ZM135 199V198H134ZM158 199V198H157ZM161 199V200H162ZM165 199V200H164ZM197 199H199V198H197ZM196 199V200H197ZM221 199H223V198H221ZM120 200V199H119ZM121 200H122V198H121ZM160 200V201H161ZM181 200V201H180ZM204 200V199H203ZM228 200V199H227ZM226 200V201H227ZM239 200V199H238ZM246 200V199H245ZM245 200H243L242 202H240L241 204L242 203H245L244 201ZM248 200V199H247ZM114 200H112V202H113ZM212 201H214V200H212ZM211 201V202H212ZM230 201V200H229ZM228 201V202H229ZM231 201H233V199H231ZM252 201V200H251ZM254 201L256 202V199H254ZM156 202V203H157ZM211 202L210 203H207V204H211ZM236 202V201H235ZM253 202V201H252ZM254 202V203H255ZM258 202V201H257ZM257 202H256V204H257ZM263 202V201H262ZM108 203V202H107ZM106 203V204H107ZM214 203V202H213ZM217 203V202H216ZM224 203H225V200H224ZM223 203V204H224ZM238 203V202H237ZM109 204V203H108ZM110 204H112V203H110ZM116 204V203H115ZM119 204V203H118ZM124 204V205H125ZM225 204H227V202L225 203ZM224 204V205H225ZM230 203H228V205H229ZM232 204H235L234 202L232 203ZM249 204V203H248ZM120 205V204H119ZM123 205V206H124ZM128 205H127V207H128ZM151 205V204H150ZM152 205H153V203H152ZM154 205H155V203H154ZM223 205V206H224ZM252 205V204H251ZM255 205V204H254ZM259 205V204H258ZM110 206V205H109ZM113 206V205H112ZM121 206V205H120ZM126 206V205H125ZM132 208H131V207ZM145 206H149V209H147L148 207H145ZM193 206H196V210H198L197 212L199 213H189V209L190 208H192ZM198 206H200V208L201 209H199V207ZM207 206L208 205H204L203 207H206L207 208ZM212 207H213V205H211ZM217 206V205H216ZM216 206H214V208L215 209H217L216 208ZM229 206H231V205H229ZM234 205H232V207H233ZM240 206H243V208H244V205H240ZM256 206V205H255ZM106 207H107V205H106ZM154 207V206H153ZM225 207V206H224ZM224 207H221L222 209L224 208ZM232 207H230V208H232ZM235 207V206H234ZM232 208V210L233 211H236L235 210V208ZM248 207V206H247ZM252 207V206H251ZM254 207V206H253ZM114 208V207H113ZM120 208V207H119ZM130 208H131V210L133 211V212H131V210H130ZM211 208V207H210ZM226 208H228V206L226 207ZM239 210V212L240 211H242L241 209H242V207H237ZM236 208V209H237ZM241 208V209H240ZM255 208V210H257V208L258 207H254ZM261 208V207H260ZM260 208H259V210H260ZM109 209V208H108ZM145 209V210H144ZM194 210H195V207L193 208ZM219 209V208H218ZM222 209H221V212H222ZM244 209H246V208H244ZM248 209V211L249 210H251V209H249V208H247ZM107 210V209H106ZM110 210V209H109ZM112 210H114L115 211V209H111V211ZM150 210V211H149ZM204 210V209H203ZM210 210V209H209ZM225 210H228V209H225ZM224 210V211H225ZM232 210H230L231 211V214H232ZM218 211H220V209L219 210H217V212ZM229 211V210H228ZM262 211V209L260 210V212ZM191 212V211H190ZM193 212V211H192ZM204 212V211H203ZM205 212H206V210H205ZM209 211H208V208H207V213H208ZM212 212H213V209H212ZM217 212H213V213H217ZM239 212H236V213H239ZM247 211L245 210V212L244 213H246ZM258 212V211H257ZM118 213V212H117ZM139 213H143L141 216H140V214ZM209 213H211V212H209ZM208 213V214H209ZM223 213H225V212H223ZM228 213V212H227ZM226 213V214H227ZM243 213V212H242ZM248 213V212H247ZM249 213H251V211H249ZM119 214V213H118ZM117 214V215H118ZM121 214V213H120ZM128 214V213H127ZM195 214H197V215H195ZM205 214V213H204ZM203 214V215H204ZM207 214V215H208ZM235 214V213H234ZM252 214V213H251ZM257 215H258V213H256ZM122 215V214H121ZM124 215V214H123ZM189 215H191V216H193V215H195V216H193V218L192 217H190L189 218ZM217 215H219L218 213H217ZM221 215V214H220ZM224 215V214H223ZM241 215H243V214H241ZM255 215V214H254ZM112 216V215H111ZM209 216H212V215H209ZM227 217H228V214L226 215ZM225 216V217H226ZM231 216V215H230ZM235 216V215H234ZM240 216V214H238V217ZM253 216V215H252ZM251 216V217H252ZM119 217V216H118ZM121 217V216H120ZM125 217H123L124 218V220H125ZM139 218V217H141L142 219L140 220V218L139 219H137V218ZM195 217V218H194ZM204 218H205V216H203ZM208 216H206V218H207ZM247 217H249V216H247ZM251 217H249V218H251ZM255 217V216H254ZM130 219V220H127V219ZM191 218H192V220H191ZM209 218V217H208ZM223 219H224V217H222ZM232 218V217H231ZM231 218H229V219H231ZM242 218H243V220H245V217H243L242 216ZM248 218V219H249ZM259 218H264V215H263V217H259ZM121 219H122V217H121ZM196 219V220H195ZM222 219V220H223ZM228 219V220H229ZM234 219V218H233ZM247 219V220H248ZM254 219V218H253ZM123 220V219H122ZM145 220H146V223H145ZM208 220V219H207ZM207 220H206V222L205 223H207ZM211 220V219H210ZM221 220V219H220ZM219 220V221H220ZM238 220H240V219H238ZM238 220H237V224H238ZM246 220V222L245 221H241L242 223L244 222V223H246L247 225V228H249V226H251V222L250 221H247ZM251 220V219H250ZM259 219H256V221H258ZM127 221H128V223H127ZM261 221H263V220H261ZM209 222V221H208ZM212 222V221H211ZM221 222V221H220ZM224 222V221H223ZM253 222V221H252ZM255 222V221H254ZM254 222H253V224H254ZM121 223V224H120ZM189 223V224H188ZM235 223V222H234ZM256 223H258V222H256ZM261 223H263V222H261ZM179 224V225H178ZM212 224V226H213V223H211ZM211 224H209V225H211ZM252 224V225H253ZM192 225V224H191ZM198 224H197V226L198 227H200ZM215 225V224H214ZM242 225V224H241ZM179 226V227H180ZM190 226V225H189ZM236 226V225H235ZM234 226V227H235ZM238 226V225H237ZM240 226V225H239ZM244 226H245V224H244ZM259 226V225H258ZM264 226V225H263ZM197 227V228H198ZM201 227V228H202ZM210 227V226H209ZM209 227H207L206 226V228H209ZM196 228V227H195ZM201 228H199V229H201ZM213 228V227H212ZM222 228V227H221ZM236 228V227H235ZM241 228V227H240ZM174 231H173V230ZM179 229V228H178ZM214 229V228H213ZM262 229H264V228H262ZM197 230V229H196ZM209 230H210V228H209ZM208 229H205V232L201 229L200 231H203L202 233H199V238H202L201 240L202 241H204V242H202V243H204L205 244V246L208 244L207 243V240L209 241L210 239H209V235H210V233L211 232H209L208 233V231H209ZM233 230H235V229H233ZM248 230V229H247ZM251 230V229H250ZM214 231H215V229H214ZM238 231V230H237ZM236 231V232H237ZM240 231H242V230H240ZM245 231V230H244ZM180 232V231H179ZM189 232H191V231H189ZM226 232H227V230H226ZM235 232V233H236ZM259 232V231H258ZM262 231H260V233H261ZM123 233H125L126 235H127V238L129 239L130 238V244L128 245V247H127V245L126 246H123V245H121V244H123V241H125L126 240V238H125V236H124V240L122 239V243L120 242L121 240H120V238H123ZM195 233V232H194ZM229 233V232H228ZM234 233V232H233ZM245 233V232H244ZM250 233V232H249ZM175 234H177V233H175ZM226 234V233H225ZM229 234H232V233H229ZM238 235H239V232L237 233ZM234 235V236H236L235 238H237V236L238 235ZM242 234H243V232H242ZM247 234V233H246ZM244 235V236H248L249 237V235ZM259 234V233H258ZM257 234V235H258ZM263 234H264V232H263ZM191 235V234H190ZM195 235V234H194ZM218 235V234H217ZM243 235H239L240 237H239V239L241 238L242 239V237H243ZM254 235V234H253ZM252 235V236H253ZM79 236V235H78ZM82 236V235H81ZM111 236H109V237H111ZM177 236V235H176ZM197 237H198V235H196ZM219 236H221V235H219ZM223 236V235H222ZM242 236V237H241ZM93 237H95V236H93ZM97 237V236H96ZM183 237H184V234H183ZM189 237V236H188ZM196 237V238H197ZM212 237V236H211ZM217 237V236H216ZM229 237V236H228ZM228 237L226 238H224V237H220V238H224V239H226V240H228L227 242H229L230 241V243H231V240H229L228 239ZM260 236H258V238H259ZM262 237V236H261ZM91 238V240H92V242H93V240L94 241H96V239L94 238H92V237H90ZM90 238H89V241H90ZM176 238V239H175ZM186 238V237H185ZM193 238V237H192ZM230 238L231 239H233V241L235 240V238H233V237H231V235H230ZM250 238V237H249ZM249 238H246V239H248L249 240ZM258 238L256 237V239L258 240ZM82 239V238H81ZM198 239V238H197ZM211 239H213L214 240V238H211ZM223 239V240H224ZM241 239L238 241V239H236V241H238V242H240L241 241ZM245 239V240H246ZM80 240V239H79ZM99 239H97V241H98ZM198 240H200V239H198ZM242 240H244V237H243V239ZM251 240V239H250ZM255 241L254 243H258V241ZM80 241H82V240H80ZM88 241V242H89ZM96 241V242H97ZM102 241H103V244H102ZM106 241V240H105ZM104 240H100V242L101 243H99V244H97V248L102 244V245H104V242H105ZM174 241V242H173ZM83 242V241H82ZM178 242V243H177ZM186 242V241H185ZM194 242V241H193ZM214 242V241H213ZM216 242V241H215ZM223 242H226L225 240L223 241ZM251 242V241H250ZM250 242H249V245H251V244H253V241H252V243L250 244ZM81 243V242H80ZM84 243H86V242H84ZM121 243V244H120ZM198 243H200V242H198ZM212 243V242H211ZM259 243L261 244V241H259ZM92 245H93V243H91ZM105 244H106V242H105ZM190 244V243H189ZM196 244V243H195ZM194 244V245H195ZM204 244H201V245H203L204 246ZM210 244V243H209ZM234 244V243H233ZM242 244V243H241ZM247 244H248V242H247ZM263 244V243H262ZM83 245V244H82ZM94 245H96V243L94 242ZM99 245V246H98ZM219 245V244H218ZM223 244H221V247H223L222 246ZM226 245V243H224V247H228V243H227V245ZM235 245V244H234ZM239 245V244H238ZM242 245H246V243H244V244H242ZM253 245H258V244H253ZM104 246H106V245H104ZM111 246V245H110ZM120 246V247H119ZM198 246H200V245H198ZM230 246V245H229ZM236 247H237V245H235ZM260 246H262V245H260ZM264 246V245H263ZM102 247V246H101ZM154 247V248H153ZM187 247V246H186ZM196 247V246H195ZM202 247V246H201ZM218 247H220V246H218ZM238 247H240V246H238ZM248 247V246H247ZM253 247V246H252ZM103 248V247H102ZM194 248V247H193ZM199 248V247H198ZM205 249L207 248V247H204ZM241 248V247H240ZM261 248H263V247H261ZM94 249V248H93ZM99 249H101V248H99ZM113 249V250H114ZM156 249V251H154ZM188 249H190V248H188ZM222 249V248H221ZM231 249V248H230ZM234 249V248H233ZM239 249V248H238ZM244 249H246V247L244 248L243 247V250ZM181 250V251H180ZM196 250V249H195ZM200 250H201V248H200ZM241 250V249H240ZM242 250V251H243ZM248 250V249H247ZM260 250H262V249H260ZM259 250V251H260ZM264 250V249H263ZM105 251V250H104ZM186 251V250H185ZM189 251V250H188ZM193 251V250H192ZM191 251V252H192ZM234 251V250H233ZM242 251H241V253H242ZM250 251H251V249H250ZM91 252V251H90ZM111 252V251H110ZM116 252V251H115ZM124 252L125 251H122V254L121 255H128L129 253H125L124 254ZM156 252V253H155ZM184 252V251H183ZM226 252H227V250H226ZM231 251H229V253H230ZM238 252V251H237ZM253 252H255V251H253ZM251 253V254H248V253H245V254H248V255H252L253 257L255 256L254 255V253ZM257 252H258V250L256 251V253L255 254H257ZM163 253V252H162ZM201 253V252H200ZM208 253V252H207ZM233 253L234 252H232V255H233ZM240 253V252H239ZM263 254H264V251L262 252ZM116 254V253H115ZM114 254V255H115ZM142 254V255H143ZM198 254V253H197ZM196 254V255H197ZM213 254V253H212ZM216 254V253H215ZM238 254V253H237ZM113 255V254H112ZM117 255V254H116ZM129 255H131V254H129ZM158 255H160V253L158 254ZM191 255H192V253H191ZM205 255V254H204ZM236 255V254H235ZM240 255V254H239ZM241 255H243V254H241ZM259 255H260V253H258V257H259ZM101 256V255H100ZM157 256V255H156ZM183 256H185V255H183ZM193 256V255H192ZM198 256V255H197ZM200 256V255H199ZM238 256V255H237ZM245 257H246V255H244ZM263 256V255H262ZM110 257V256H109ZM117 257V256H116ZM137 257V256H136ZM155 257V256H154ZM153 257V258H154ZM161 257V256H160ZM187 257H189V256H187ZM194 257V256H193ZM232 257V256H231ZM242 257V259H244V257L243 256H241ZM258 257H255L254 259H256L257 260V262H256V264H260V262L262 261V260H264V256L263 257H260V258H262V260L261 259H258ZM101 258V257H100ZM158 258H159V256H158ZM189 258H192L191 256L189 257ZM208 258V257H207ZM227 258H228V256H227ZM240 258V257H239ZM247 258V257H246ZM108 259V258H107ZM106 259V260H107ZM110 259V258H109ZM112 259V258H111ZM118 260H120V258H117ZM116 258H113V260H115V262H113L112 260H109V261H107L106 263L108 264H121L122 262L121 261H119V262H116V260H117ZM156 259V258H155ZM161 259V258H160ZM183 259V258H182ZM196 259V258H195ZM209 259V258H208ZM225 259V258H224ZM248 259H250V258H248ZM87 260V259H86ZM96 260V259H95ZM117 260V261H118ZM127 260V259H126ZM132 260V259H131ZM136 260V259H135ZM153 260V259H152ZM164 260V261H165ZM190 260H192V259H190ZM194 260V259H193ZM251 260H252V258H251ZM255 260V261H256ZM88 261V260H87ZM112 261V262H111ZM123 261V260H122ZM140 261V260H139ZM189 261V260H188ZM259 261V262H258ZM82 262V261H81ZM95 262V261H94ZM158 262V261H157ZM161 263L163 262V261H160ZM166 262H163V263H166ZM196 262V261H195ZM214 262H215V260H214ZM251 262V261H250ZM254 261L252 260V263H253ZM83 263V262H82ZM92 263V262H91ZM103 263V262H102ZM101 262H99L98 264H102ZM105 263V261H104V264H106ZM127 263V262H126ZM129 263V262H128ZM133 263V262H132ZM136 263V262H135ZM160 263V264H161ZM192 263H194V261H192ZM212 263V262H211ZM246 263H248V262H246ZM264 263V261H262L261 262V264H263ZM167 264V263H166ZM208 264V263H207ZM213 264V263H212ZM218 264V263H217ZM219 264H221V263H219ZM238 264V263H237ZM254 264H255V262H254Z\"/></svg>",
	"mask_w": 264,
	"mask_h": 264
},
{
	"label": "snow or ice",
	"instance_id": "snow-or-ice-1",
	"mask_svg": "<svg viewBox=\"0 0 264 264\" xmlns=\"http://www.w3.org/2000/svg\"><path fill=\"white\" fill-rule=\"evenodd\" d=\"M237 17L235 12L229 16V22H235ZM187 39H181L179 41L169 39L167 41V47L163 50L162 54H158L154 58L145 59L143 63L137 62L139 67H135L133 62L129 61L124 64L108 62L105 64L103 59V53L100 54L96 60V65L102 66L101 70L104 73L103 83H114L117 87L122 82L132 81L135 82L137 76L144 77L147 73L155 72V76L159 77L158 81L154 77V82L159 84V92L164 93L169 88L182 82L188 71V64L190 62V56L188 52L190 49H194L196 42L191 40V37L187 32L184 33ZM151 39V37H146ZM167 65L168 68H164ZM119 78V79H117ZM91 83V81L89 82ZM82 98L86 101L84 107L88 109L92 105H96L104 111H111L113 106H119L120 97L109 96L103 92L97 93L95 84H92L94 95H89L88 85H81ZM129 90L127 86L123 91ZM155 92L156 89H153ZM129 168L139 167L132 162H129Z\"/></svg>",
	"mask_w": 264,
	"mask_h": 264
}]
</instances>
